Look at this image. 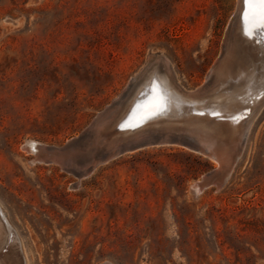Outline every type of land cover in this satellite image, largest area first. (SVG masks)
Returning <instances> with one entry per match:
<instances>
[{
	"label": "rangeland",
	"instance_id": "374dc122",
	"mask_svg": "<svg viewBox=\"0 0 264 264\" xmlns=\"http://www.w3.org/2000/svg\"><path fill=\"white\" fill-rule=\"evenodd\" d=\"M238 0H0V207L27 264H264V102L220 189L217 162L158 144L82 179L26 141L79 135L157 57L194 89ZM3 253H6L4 249Z\"/></svg>",
	"mask_w": 264,
	"mask_h": 264
},
{
	"label": "water",
	"instance_id": "95a60500",
	"mask_svg": "<svg viewBox=\"0 0 264 264\" xmlns=\"http://www.w3.org/2000/svg\"><path fill=\"white\" fill-rule=\"evenodd\" d=\"M254 30L256 33L253 36L257 34V30ZM258 35L264 39V32ZM261 42L264 46V41ZM223 43L221 53L207 72L204 81L194 89L182 86L174 75L171 84L159 74L160 72H155L147 66L142 68L109 104L94 115L79 135L68 139L61 146L46 145L52 155L42 162L59 164L82 179L89 176L97 165L107 163L125 153L152 145L179 144L217 162L216 167L190 185L191 192L196 194L210 186L220 189L241 154L243 141H239L234 153L224 149V162L221 160V144H226L225 141L231 133H238V128L244 126L248 131L252 116L264 102V90L247 98L243 107L231 108L232 110L226 107L222 99L210 104L204 97L222 62V50L225 48ZM151 98L160 101L162 106L158 111L144 114L143 105ZM253 108L256 110L253 111ZM188 123L210 130L212 136L209 138L190 132L183 127ZM150 126L155 128L149 130ZM228 146L227 143L225 147ZM231 155L233 159H230ZM34 159L35 157L30 162ZM4 249L0 248V254Z\"/></svg>",
	"mask_w": 264,
	"mask_h": 264
},
{
	"label": "bare ground",
	"instance_id": "6f19581e",
	"mask_svg": "<svg viewBox=\"0 0 264 264\" xmlns=\"http://www.w3.org/2000/svg\"><path fill=\"white\" fill-rule=\"evenodd\" d=\"M250 7L247 0H238L234 18L224 38L225 48L222 50V62L215 74L213 83L208 86L209 89L205 92L204 97L209 100L210 104L222 99L230 110H232L231 108H241L245 105V100H248L250 96L260 94L261 90H264V46L262 45L263 42H261L264 39H261L258 34L253 36L256 31L249 22L248 13ZM147 68L160 72L159 74L165 80L173 84L172 70L160 57H157L152 63L150 60ZM171 86L173 89V85ZM161 104L160 101L157 102L155 98H151L143 105V113L158 111L162 106ZM260 105L261 103L258 104V106ZM255 110L256 108H253V111ZM183 127L199 136H209V138L212 136L210 130L200 128V126L194 124L188 123L183 125ZM154 128L152 126L148 127L149 130ZM246 132L247 128H244V126L238 128V133H231L227 141H225L226 144L228 143V147H225L226 144H221V160L223 162L225 161L224 149L229 153H234L239 141H244ZM23 148L35 155L33 162L37 160L43 161L52 155L46 145L37 141H26ZM230 159H233L232 155ZM78 179L81 178L78 177ZM0 212V248H5L6 250V253L0 254V264H27L25 261L20 263L19 257L17 258L18 255L14 253L18 249L19 238L1 207Z\"/></svg>",
	"mask_w": 264,
	"mask_h": 264
},
{
	"label": "snow or ice",
	"instance_id": "6c2138e0",
	"mask_svg": "<svg viewBox=\"0 0 264 264\" xmlns=\"http://www.w3.org/2000/svg\"><path fill=\"white\" fill-rule=\"evenodd\" d=\"M247 2L251 6L248 13L251 26L257 30V34L264 32V0H247Z\"/></svg>",
	"mask_w": 264,
	"mask_h": 264
}]
</instances>
